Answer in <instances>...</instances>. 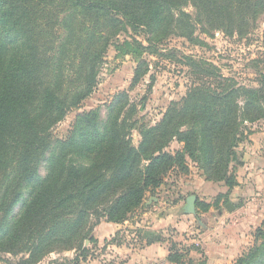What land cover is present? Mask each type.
<instances>
[{"label": "trees", "instance_id": "trees-1", "mask_svg": "<svg viewBox=\"0 0 264 264\" xmlns=\"http://www.w3.org/2000/svg\"><path fill=\"white\" fill-rule=\"evenodd\" d=\"M69 1L73 8L86 10L95 18L89 30L85 27L84 34L82 29L78 30L77 38L86 37L88 41L82 50H73L78 62L76 74L81 82L79 88L65 93L62 76L68 52L72 51L73 22L66 20L64 37L49 40L45 45L44 41L51 36L41 41L35 38L40 31L27 27L22 32L21 22L26 11L21 12L12 2L7 6L6 0H0L3 37L0 43V167L10 164L8 157H17V172L21 175L19 190L13 197L14 203L20 202L21 206L0 232V238L17 241L25 233L33 235L49 216L65 215L66 205L73 200L76 203L67 211L68 217L75 219L71 220L70 231L75 222L73 235H81L84 223L92 217L96 224L102 220L123 223L141 205L147 193H155L168 172H187L186 160L193 162L196 152L203 155L206 180L222 182L229 189L235 186V167L230 164L236 161L233 149L241 139L240 121L253 123L264 114L258 105L260 97L264 100L262 75L254 90L224 84L219 76L218 91L199 85L190 89L179 107L173 105L154 128L142 134L137 147L120 136L119 115L108 118L100 129V116L94 110L77 115L74 129L66 140L43 143L41 137L92 93L97 60L110 39L118 35V29L145 30L146 43L153 50L158 49L174 28H188L192 20L201 27L223 29L227 34L236 30L241 35L249 23L264 12V0H195V19L180 9L181 0ZM68 16L72 21L79 18ZM101 23L103 25L98 27ZM5 28L11 32L5 33ZM138 68L135 78L140 73ZM240 92L247 97L241 108L238 105ZM118 103L115 98L111 110ZM186 120L199 123L200 133L191 128L185 133L176 130L175 125ZM173 138L181 147L166 152V144L160 141L167 139L168 144ZM42 151L49 154L45 174L40 175L37 167L42 161L39 156ZM195 205L203 211L208 207L198 200ZM66 236L64 232L63 237ZM90 236L91 231H87L83 241L92 239ZM38 241L34 244L36 248L41 245ZM80 247L71 245L67 249ZM252 258L250 251L235 264H250Z\"/></svg>", "mask_w": 264, "mask_h": 264}, {"label": "rangeland", "instance_id": "rangeland-1", "mask_svg": "<svg viewBox=\"0 0 264 264\" xmlns=\"http://www.w3.org/2000/svg\"><path fill=\"white\" fill-rule=\"evenodd\" d=\"M11 2L17 10L26 11L25 19L21 22L22 32L28 28L40 31V35L35 38L41 41L51 36V39L44 41L45 45L49 40L55 41L59 36L64 37L66 20L73 22L72 51L68 52L64 63L62 82L65 93L79 88L81 80L76 74L78 62L75 59L76 51L73 50H82L83 45L88 43L86 37L78 39V30L82 29L83 34L86 32L85 27L89 30L93 26L94 15L86 10L73 8V3L69 0H6L5 3L9 6ZM196 4L195 0H181L179 6L195 19L196 9L193 5ZM71 14L79 18L72 21L73 18L69 19L68 16ZM102 25L101 23L98 27ZM4 32L11 31L5 28ZM231 32L227 34L223 29L201 27L192 20L188 28H174L170 36L158 45V49L153 50L146 43L145 30L134 31L130 27L118 29V35L110 39L97 60L92 93L53 124L49 131L42 135L41 141L45 143L47 140H66L74 129L77 115L94 110L100 116V129L108 118L119 115L120 121L117 125L120 136L137 147L141 143L142 134L154 128L173 105L179 107L190 89L198 85L218 91L219 76L224 79V84L257 89L259 76H264V12L249 23L245 33L240 35L236 30ZM0 38L1 43V34ZM140 62L143 65H140ZM137 68L140 73L138 78H135ZM203 73L209 75H201ZM115 98L119 103L111 110ZM246 98L241 92L238 94L240 108ZM258 102L264 112V100L260 97ZM175 127L183 133L190 128L193 132L200 133L199 123L190 120L179 122ZM239 130L241 139L233 149L234 152L238 148L249 146L248 134L251 130L264 131V114L263 118L253 123L248 120L240 121ZM166 141L167 139L160 141L162 145L166 144V152H173L181 147L174 138L168 144ZM198 142L200 143V139ZM259 149L264 152V143ZM45 154L42 151L39 155L42 158L37 167L40 175L45 174L44 166L49 152ZM202 156V153L196 152L193 162L186 160L189 165L187 172H168L163 179L166 186L174 185L178 175L200 174L204 177ZM7 161L10 164L0 167V232L12 221L21 206L20 202L14 203L13 199L21 184V175L17 172V157H8ZM232 165L231 163L230 167ZM171 191L172 188L166 187L167 193L160 204L149 203L146 194L141 205L128 216V224L104 241L95 240L92 235V239L83 241L85 233L96 228L95 217H92L87 225L84 223L81 235H73L75 222L71 231L70 228L71 220L75 219L67 215L71 204L76 203V200H73L66 205L65 215L55 213L49 216L38 225L33 235L25 233L24 237L17 241L0 238V264H121L126 260L124 254L120 253L121 259L108 257L117 255L111 244L121 246L123 243L131 250H139L142 246L140 238L162 243L167 252V263L158 258L155 262L145 258L146 262L138 261L139 264H235L240 256L244 257L250 251L253 252L250 264H264V187L255 191L258 196L254 201L249 198L251 194L247 193L239 201L228 200L227 196L220 205L217 200H212L207 204L206 211L198 208V215L197 212L187 215L190 216L187 217L190 218L188 221L182 219L186 217H181L184 215L181 213L182 204H178V199L167 197ZM189 195L195 193L191 191L184 196ZM227 203L238 207L237 212L234 213L235 208L228 212L225 206ZM218 209L224 217L217 216ZM145 212L147 215H143ZM172 214L183 220L178 224V229L174 228L170 221H164ZM207 218L209 221H205ZM173 221L174 219H171V222ZM143 225L147 228L142 229ZM64 232H67L68 236L63 237ZM37 240L38 243L41 242L38 248L34 247ZM71 245L81 247L78 250H68ZM236 246L239 248L238 254L235 252ZM215 248L222 254H227L224 252L230 250L228 256L221 261L224 263H218L215 254L210 258L209 251L212 252ZM169 257L174 258V261H169ZM129 264L138 263L131 260Z\"/></svg>", "mask_w": 264, "mask_h": 264}, {"label": "crops", "instance_id": "crops-1", "mask_svg": "<svg viewBox=\"0 0 264 264\" xmlns=\"http://www.w3.org/2000/svg\"><path fill=\"white\" fill-rule=\"evenodd\" d=\"M248 143L249 146L247 145L245 148L237 149L235 152L236 155V164H233L232 166L235 167L234 170V175H235V180H236V185L233 186L231 189L226 187L222 182H212L206 180L204 177H202L200 174L195 175V174H190V175H178V180L175 181L174 185H167L162 182V185L155 190V193L153 195L148 194L147 199L149 203L152 204H160L161 200L165 197L167 192H165V189L172 188L171 192H168L169 195L167 197L172 198V199H178V204H182L181 207V213L184 216L181 217H186L182 218L188 221L187 214H184L183 208L185 206V201L188 196H184L185 193L189 192H194L197 200L199 202L209 204L210 201H216L218 205H220L221 201L224 200L228 196V200H241L243 197H245V194H251L249 198L254 201V198L258 196V194L255 193V191H260L262 187H264V152L259 149L260 145L264 143V131L260 132H254L253 130L250 131L248 134ZM239 150V152H238ZM238 156L240 158H238ZM240 161V163H239ZM183 176V177H182ZM190 196V195H189ZM232 198V199H231ZM182 202V203H181ZM220 203V204H219ZM230 203H227L225 206H227ZM232 205V204H230ZM232 208H235V212H237L238 207L232 206ZM227 210V209H226ZM199 209L195 205V213L197 212L196 215H198ZM221 210H217V216L220 218L224 217V215H221ZM228 211V210H227ZM231 212V211H228ZM143 215H147L145 212ZM181 217H178L177 215H169L167 218L164 219L165 223L167 221H170L169 223L174 224L173 227L178 229V224L183 222ZM171 219L174 221L171 222ZM163 221V220H162ZM192 222V220H189ZM205 221H209L207 218ZM168 223V222H167ZM128 224V220H126L123 223L116 224V223H111V222H106L102 220L99 224L96 225V228L91 232L92 237H94L95 240H102L104 241L105 239H108L110 236H114V234L120 230L122 227H125V225ZM147 225V224H145ZM145 225H143V228H147ZM163 226H165L163 224ZM149 228V227H148ZM192 229V228H190ZM215 236H213L214 238ZM140 244L142 246L140 247L139 250H131L130 248L126 247L125 245L121 246H115V244H111V247L114 251H116L117 255H112L108 256L111 257L112 259L120 258V253L122 255L124 254L123 257H126V260H124L123 263L121 264H129L132 261L134 263L137 261L139 264L140 262L138 261H144V259L148 258V261L150 262H155L157 261L156 259L158 258L164 263H167V252L164 250V247H162V243L160 242H152V243H147L144 238H140ZM215 246H218L214 244ZM229 249L228 251H225L224 253L227 254H222L219 249H213L212 252L209 251L210 258L214 256L215 254V260L218 261V263H224L221 262L223 258L227 257L229 254ZM235 252L238 254L239 248L237 246L235 247ZM223 255V256H221ZM131 259V260H130ZM117 260V259H116ZM147 261V262H148ZM113 264H119L117 262Z\"/></svg>", "mask_w": 264, "mask_h": 264}, {"label": "water", "instance_id": "water-1", "mask_svg": "<svg viewBox=\"0 0 264 264\" xmlns=\"http://www.w3.org/2000/svg\"><path fill=\"white\" fill-rule=\"evenodd\" d=\"M196 196L195 195H190L186 198V201H185V206L183 208V212L184 214H187V215H194L195 214V204H196ZM226 209L228 211H232V206L230 204H228L226 206Z\"/></svg>", "mask_w": 264, "mask_h": 264}]
</instances>
